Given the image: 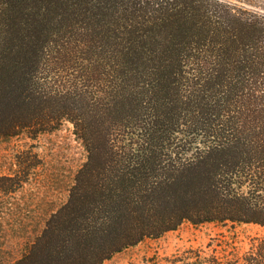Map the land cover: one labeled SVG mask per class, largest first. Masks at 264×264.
Masks as SVG:
<instances>
[{"label":"rangeland","instance_id":"obj_1","mask_svg":"<svg viewBox=\"0 0 264 264\" xmlns=\"http://www.w3.org/2000/svg\"><path fill=\"white\" fill-rule=\"evenodd\" d=\"M30 35L44 90L71 114L0 137V175L22 178L0 191V264L28 254L88 145L145 135L183 157L216 150L264 205V0H30ZM261 240L258 223L184 221L103 264H233Z\"/></svg>","mask_w":264,"mask_h":264},{"label":"trees","instance_id":"obj_2","mask_svg":"<svg viewBox=\"0 0 264 264\" xmlns=\"http://www.w3.org/2000/svg\"><path fill=\"white\" fill-rule=\"evenodd\" d=\"M40 59L38 38L30 35V0H0V137L34 136L70 118L63 96L44 90ZM87 149L67 201L15 264H103L184 221L264 226L259 195L243 189L227 154L208 150L183 157L145 135ZM21 182L16 175H0V191H12ZM233 264H264V240Z\"/></svg>","mask_w":264,"mask_h":264}]
</instances>
